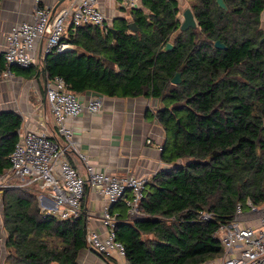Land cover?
Segmentation results:
<instances>
[{"label": "trees", "instance_id": "16d2710c", "mask_svg": "<svg viewBox=\"0 0 264 264\" xmlns=\"http://www.w3.org/2000/svg\"><path fill=\"white\" fill-rule=\"evenodd\" d=\"M188 1L197 29L178 34L177 0H142L143 8L130 9L131 22L115 21L107 34L93 25L71 27L62 42L73 49L43 60L48 80L61 77L78 95L159 102L148 114L165 131L168 168L149 180L139 216L131 218L126 199L112 208L120 211L115 233L128 264L215 261L225 251L215 237L220 226L234 222L239 205L264 206V0H225L228 10L216 0ZM170 42L173 50L162 52ZM6 70L0 53V81ZM12 72L42 75L34 66ZM177 73L180 85L171 83ZM22 121L0 113V174L10 169ZM33 192H2L5 264H78L86 248L82 216L46 215ZM203 213L213 220L203 221Z\"/></svg>", "mask_w": 264, "mask_h": 264}, {"label": "built area", "instance_id": "2783aa9c", "mask_svg": "<svg viewBox=\"0 0 264 264\" xmlns=\"http://www.w3.org/2000/svg\"><path fill=\"white\" fill-rule=\"evenodd\" d=\"M130 9L139 8V0H118ZM33 22L13 26L7 37L4 59L7 70L2 79L13 77L12 67L28 69L35 64L37 51L45 41L44 56L53 51H71L73 46L63 43L66 26L77 28L85 25L98 26L107 34L110 25L100 6V0H71L69 7L55 21L51 10L40 6ZM69 22V23H67ZM50 110L55 117L57 133L64 145L51 139L44 132L31 131L17 143L9 156L10 169L0 174V194L11 189H36L41 201L45 200L42 211L61 220L82 216V203L89 188L103 195L107 204L102 213L106 236L97 231L86 234V249L100 255L126 259L125 246L117 241L115 226L120 214L112 212L113 206L126 199L131 218L139 216V206L144 197L148 180L135 175L110 176L96 170L87 163V179H83L71 164L68 152H77L69 122L84 111L97 114L102 110L103 98L95 95L86 103L73 92L61 78L48 81L46 95ZM82 160H85L78 153ZM131 193V198L127 195ZM248 211L239 205L231 225H222L216 231L225 251L221 258L206 264H264V206L256 207L247 202ZM203 221L213 220V216L203 213ZM6 232L3 224V205L0 203V248L5 243Z\"/></svg>", "mask_w": 264, "mask_h": 264}, {"label": "crops", "instance_id": "0c3cea01", "mask_svg": "<svg viewBox=\"0 0 264 264\" xmlns=\"http://www.w3.org/2000/svg\"><path fill=\"white\" fill-rule=\"evenodd\" d=\"M40 6L51 10L52 21L57 20L69 7L71 0H39ZM180 4L181 0H177ZM60 4V5H59ZM100 6L107 17V24L112 26L117 20L132 21L131 10L118 0H100ZM37 0H2L0 5V53L4 55L7 37L13 26L30 23L34 20ZM139 7L143 8L142 0ZM181 7V6H180ZM264 17V14L262 18ZM66 26V34L70 30ZM45 41L40 44L34 68L42 72ZM42 74V73H41ZM96 94L92 92L79 95L86 103ZM102 110L97 114L84 111L79 117L69 122L77 152H68L67 157L83 179H87V163L96 170L110 176L135 175L151 180L159 171L168 168L162 160V146L165 131L156 118L148 114L155 112L159 102L154 99L111 98L103 96ZM14 112L22 118L19 130L20 139L28 132L47 133L52 140L64 145V139L57 133L56 122L44 93L42 75L38 79L26 78L13 73L9 79L0 81V113ZM81 154L85 157L82 160ZM36 191V189H29ZM39 194V193H38ZM37 194V195H38ZM1 195V194H0ZM40 196V195H39ZM3 200V198H1ZM39 205L48 204L45 200ZM3 203V202H2ZM107 204L106 198L88 187L82 203V212L87 213V232L97 231L106 236L107 230L102 222V213ZM115 208L113 213L119 214ZM5 249V247H4ZM1 250V248H0ZM0 264H5L6 257ZM113 264H128L126 259L113 257ZM78 264H110L100 254L83 249L79 254Z\"/></svg>", "mask_w": 264, "mask_h": 264}, {"label": "water", "instance_id": "95a60500", "mask_svg": "<svg viewBox=\"0 0 264 264\" xmlns=\"http://www.w3.org/2000/svg\"><path fill=\"white\" fill-rule=\"evenodd\" d=\"M64 1L65 0H61L60 4H62ZM216 2H217L220 9L228 10V7L225 3V0H216ZM182 16H183V20H181V27H180L178 34L184 33L190 29H197L198 28V23L195 19L193 11L190 8H187L183 12ZM129 28H131L132 31H137L135 24H130ZM262 42H264V39L262 40ZM215 47L217 49H220V50L226 49V46L221 41H217L215 43ZM173 48H174V44H173V42H170L166 45V47L162 50V52H164V53L170 52L171 50H173ZM48 81L49 80L47 77V73H46L45 69H43L42 70V82H43V88H44L45 95H47ZM171 83L174 85H180L182 83V73H177L175 75V77L171 80ZM87 216L88 215H87L86 211H83L82 212V218H83V222H84V233H85V235L87 234Z\"/></svg>", "mask_w": 264, "mask_h": 264}, {"label": "rangeland", "instance_id": "374dc122", "mask_svg": "<svg viewBox=\"0 0 264 264\" xmlns=\"http://www.w3.org/2000/svg\"><path fill=\"white\" fill-rule=\"evenodd\" d=\"M180 10H181V12H180V14H179V17L181 18V20H183V12L187 9V8H190L191 9V3L188 1V0H181L180 1ZM264 18V17H263ZM263 21H264V19H263ZM67 23H69V22H67ZM264 23V22H263ZM14 73V72H13ZM15 74V73H14ZM52 113V112H51ZM53 115V114H52ZM53 117V120H54V124H55V117H54V115L52 116ZM34 192H36L37 194H38V192L37 191H34ZM33 192V193H34ZM39 194H38V199H39ZM2 198V193H1V195H0V203H1V205H3V200L1 199ZM5 247V246H4ZM4 247L3 246H1V250L0 251H2V253H1V255L3 256L2 258H4V257H7V253H6V250L4 249Z\"/></svg>", "mask_w": 264, "mask_h": 264}]
</instances>
